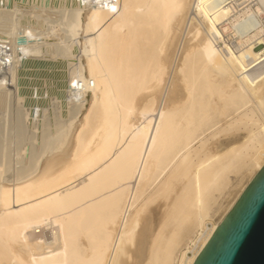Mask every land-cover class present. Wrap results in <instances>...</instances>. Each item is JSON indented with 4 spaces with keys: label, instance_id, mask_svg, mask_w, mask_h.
Returning a JSON list of instances; mask_svg holds the SVG:
<instances>
[{
    "label": "bare ground",
    "instance_id": "obj_1",
    "mask_svg": "<svg viewBox=\"0 0 264 264\" xmlns=\"http://www.w3.org/2000/svg\"><path fill=\"white\" fill-rule=\"evenodd\" d=\"M263 164L264 0H0V264H193Z\"/></svg>",
    "mask_w": 264,
    "mask_h": 264
},
{
    "label": "water",
    "instance_id": "obj_2",
    "mask_svg": "<svg viewBox=\"0 0 264 264\" xmlns=\"http://www.w3.org/2000/svg\"><path fill=\"white\" fill-rule=\"evenodd\" d=\"M193 264H264V164Z\"/></svg>",
    "mask_w": 264,
    "mask_h": 264
},
{
    "label": "rangeland",
    "instance_id": "obj_3",
    "mask_svg": "<svg viewBox=\"0 0 264 264\" xmlns=\"http://www.w3.org/2000/svg\"><path fill=\"white\" fill-rule=\"evenodd\" d=\"M209 133V132H208ZM207 132L205 133V135L207 136H209V134H208ZM219 140H225L226 138H225V136H221V137H217ZM212 141H214V139L212 140ZM216 141H217V139H216ZM230 177L233 179V180H235V182H233V183H235V184H233L234 186H232V188H231V192L232 193H230V194H228V195H226V196H224L221 200H220V204H221V206H222V208H220V210H219V212L216 214V215H214L213 216V218L212 219H210V220H208L207 221V225L208 226H211L210 224L211 223H209V221L210 222H213V221H217L219 218H220V215L219 214H222V210L230 203V201H231V198L233 199V197L235 196V194H236V192L237 191H239V189L241 188V184H243L246 180H247V177H245V178H243V180L244 181H241V182H238V181H236L237 180V178H236V175L234 174V173H232L231 175H230ZM182 181H184V182H186V180L185 179H183ZM238 182V183H237ZM236 183H237V185H236ZM180 184H181V186L183 187V185L185 184H183L182 182H179L178 183V185H177V187L175 188V190L173 191V192H171V194H172V196H170L169 197V199H167L166 200V198H162V197H160V196H158V192L157 191H154V190H156V185L157 184H153L152 186H150V188L147 190V192L145 193V194H147V195H149V196H147V195H145L144 194V202L145 201H147L148 199H147V197H150V195H152L151 196V199L153 198V197H155L156 196V201L154 202L153 200H155V198L153 199V200H151V203H150V201L147 203V212L145 211V213L143 214V216H142V220H141V227H144V225L147 223L148 225H149V229H151V231L153 230V231H155L157 228H158V225L160 224V222H161V220H162V218L164 217V214H165V212H164V209H166L165 208V206L168 204L167 202H170L171 200H172V197L173 196H176V194L182 189V187L180 186ZM183 184V185H182ZM236 185V186H235ZM239 185V186H238ZM180 187V188H179ZM238 188V189H237ZM152 189H154L153 191H152V194H150L151 193V190ZM179 189V190H178ZM237 189V190H236ZM150 190V191H149ZM150 193H149V192ZM154 192V193H153ZM174 192H177V193H175V195H173L174 194ZM233 192H235V193H233ZM157 193V194H156ZM155 194V195H154ZM234 195V196H233ZM147 196V197H146ZM158 196V197H157ZM226 197V198H225ZM230 197V198H229ZM174 198V197H173ZM145 199H147V200H145ZM171 199V200H170ZM225 201V202H224ZM223 202V203H222ZM154 203V204H153ZM152 204V205H151ZM149 205V206H148ZM224 205V206H223ZM166 211V210H165ZM221 212V213H220ZM218 216V217H217ZM145 217V218H144ZM216 218V219H215ZM144 221V222H143ZM146 222V223H145ZM145 223V224H144ZM143 225V226H142ZM140 227V228H141ZM46 232H47V234L49 233V230H45ZM35 234H36V232H33L32 233V235L33 236H35ZM185 242V241H184ZM186 242H187V239H186ZM187 248L185 247V245H181L179 248H178V250L177 251H179V254H178V252H177V257H175V259L173 260V264H181V261H180V250H182V251H185ZM140 254L138 255V259L137 260H140ZM177 258V259H176ZM176 260H177V262H176ZM135 263V262H134ZM135 264H138V263H135Z\"/></svg>",
    "mask_w": 264,
    "mask_h": 264
}]
</instances>
